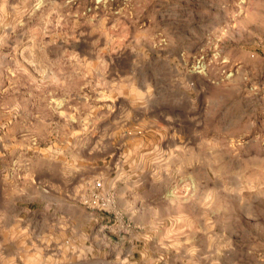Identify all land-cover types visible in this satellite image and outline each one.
<instances>
[{
	"label": "rangeland",
	"instance_id": "obj_1",
	"mask_svg": "<svg viewBox=\"0 0 264 264\" xmlns=\"http://www.w3.org/2000/svg\"><path fill=\"white\" fill-rule=\"evenodd\" d=\"M0 264H264V0H0Z\"/></svg>",
	"mask_w": 264,
	"mask_h": 264
},
{
	"label": "built area",
	"instance_id": "obj_2",
	"mask_svg": "<svg viewBox=\"0 0 264 264\" xmlns=\"http://www.w3.org/2000/svg\"><path fill=\"white\" fill-rule=\"evenodd\" d=\"M103 199L102 182L100 180H94L88 188V194L84 197V202L97 207L103 204Z\"/></svg>",
	"mask_w": 264,
	"mask_h": 264
}]
</instances>
